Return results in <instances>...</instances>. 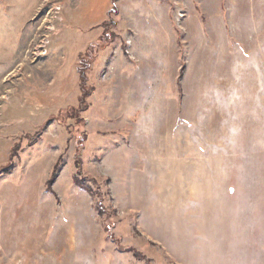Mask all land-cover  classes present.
Wrapping results in <instances>:
<instances>
[{
    "label": "rangeland",
    "instance_id": "374dc122",
    "mask_svg": "<svg viewBox=\"0 0 264 264\" xmlns=\"http://www.w3.org/2000/svg\"><path fill=\"white\" fill-rule=\"evenodd\" d=\"M245 1L0 0V264L35 226L70 235L66 264H264V0Z\"/></svg>",
    "mask_w": 264,
    "mask_h": 264
},
{
    "label": "bare ground",
    "instance_id": "6f19581e",
    "mask_svg": "<svg viewBox=\"0 0 264 264\" xmlns=\"http://www.w3.org/2000/svg\"><path fill=\"white\" fill-rule=\"evenodd\" d=\"M231 2H235V7L238 6L239 10H245L246 1L245 0H231ZM30 232L32 234L27 235L24 239H22V243H18L15 246V250H13L14 255L12 256V260L10 264H16V260L18 261L19 258L22 259L18 264H39L40 262L35 259L40 257V261L42 264H66L64 261L65 253L67 248L70 246V235H59V241L57 244L50 248L49 246H45L43 243L39 241V232L40 228L38 227H30ZM28 230V231H29ZM38 233H36L37 231ZM4 250V249H3ZM7 251V250H6ZM5 253V250L4 252ZM51 258L53 261L50 263L48 258Z\"/></svg>",
    "mask_w": 264,
    "mask_h": 264
},
{
    "label": "trees",
    "instance_id": "16d2710c",
    "mask_svg": "<svg viewBox=\"0 0 264 264\" xmlns=\"http://www.w3.org/2000/svg\"><path fill=\"white\" fill-rule=\"evenodd\" d=\"M101 42L100 38L97 39V44ZM85 53H82L79 57L80 59V69L78 70L79 71V76H80V88L85 84V81H86V72H87V69H88V64L86 63L87 61L84 60L85 59ZM89 91H82V96L80 98V104H83V100H85V98L89 95ZM80 107V106H79ZM79 111V109H78ZM81 154H80V150L78 151V153L76 154V167H77V170H76V173L74 174L73 176V182L77 185V187H79L80 189H82L83 191H85L88 195H94L95 192L93 191V183L94 181L92 179H88L87 177H83L82 176V170L80 168V162H81ZM61 159L62 157H59L58 161L55 163L54 167H53V170H52V173H51V176H50V179H49V184L51 182H53L56 178V175L58 173V171L60 170L61 166H62V162H61ZM48 191H52L50 186L48 185ZM99 205H96L95 209L98 211V213H100V209H99ZM101 214V213H100ZM136 254V253H135ZM137 255V254H136Z\"/></svg>",
    "mask_w": 264,
    "mask_h": 264
},
{
    "label": "crops",
    "instance_id": "0c3cea01",
    "mask_svg": "<svg viewBox=\"0 0 264 264\" xmlns=\"http://www.w3.org/2000/svg\"><path fill=\"white\" fill-rule=\"evenodd\" d=\"M103 2H104V0H101V2L98 3V5H97V3H94V2H93L92 6H95L94 8H96L97 10H100V8H101V7H100V4L103 3ZM96 5H97V6H96ZM97 38H98V37H97Z\"/></svg>",
    "mask_w": 264,
    "mask_h": 264
}]
</instances>
